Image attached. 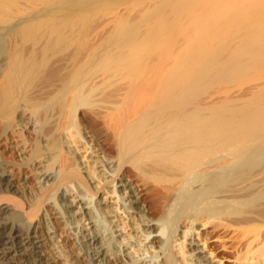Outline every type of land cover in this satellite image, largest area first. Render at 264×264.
<instances>
[{
    "label": "bare ground",
    "instance_id": "6f19581e",
    "mask_svg": "<svg viewBox=\"0 0 264 264\" xmlns=\"http://www.w3.org/2000/svg\"><path fill=\"white\" fill-rule=\"evenodd\" d=\"M246 1L0 0V155L18 158L0 156V264H54L52 235L65 264H264V85L237 108L199 97L264 62ZM198 3L223 22L152 62Z\"/></svg>",
    "mask_w": 264,
    "mask_h": 264
},
{
    "label": "rangeland",
    "instance_id": "374dc122",
    "mask_svg": "<svg viewBox=\"0 0 264 264\" xmlns=\"http://www.w3.org/2000/svg\"><path fill=\"white\" fill-rule=\"evenodd\" d=\"M249 1V3H252V5H253V2H250L251 0H248ZM248 1H246L245 3H246V5L245 4H243V7L245 6V8H243V9H247L249 6H251V4H249V3H247ZM217 3V2H216ZM259 3V2H258ZM257 3V4H258ZM221 3H217V5H218V9L220 10V5ZM256 4V3H255ZM262 4V5H261ZM216 5V4H215ZM196 7V8H195ZM195 7H193L194 8V10L192 9V11H188V12H185V13H183L179 18H178V23L177 24H175L174 25V28H173V31H172V34H170V35H168V36H171V38H173V40L175 41V44L174 45H172V44H170L172 47H171V49L169 48L170 46L168 45H165L167 48H169V49H166V47L165 46H162L161 45V48H164L165 47V49L166 50H168V52L166 51V54H167V57H166V59H164L163 57L165 56V49L163 50V49H161L164 53H163V55H162V51L161 50H156V51H154L152 54H151V57H150V60L152 61V62H155V63H157V62H165V63H172L171 61H173V57L172 56H174V54H178L179 52H181V51H183L184 49L183 48H185V46H187V42H188V40L190 39V37L192 38V36H196V35H194V34H197V32L196 31H198V32H203V30H202V28H201V25H204V26H211L212 24H214L212 21H214L215 22V20H217V23H218V21L220 20V21H222L223 22V20H222V18L219 16V18L217 17V15H222V13H220L219 12V10H217L218 11V13L219 14H217V11H216V7H215V9L213 8V10L211 11V10H208V8L206 7V6H204L203 5V3H198V5L197 6H195ZM203 7L205 8H207V10H205V9H203ZM259 7H261V9L259 8ZM253 9H255V7H252ZM257 8V10H259L260 9V11H259V15H258V11L257 10H255V11H253V9H251V7H250V10L248 9V10H243V11H245L246 13L249 11V12H252V13H257V15L259 16V18H257L256 19V21L258 22V21H260V20H262L263 19V22H264V17H263V12H264V0H262V3H260V6H257L256 7ZM216 11V13H214L213 11ZM209 11V12H208ZM257 11V12H256ZM115 12H124V13H126L127 12V6L126 5H118L117 7H116V11ZM115 12L113 11V12H110V11H105V12H100V13H98L96 16H94L93 17V22H92V24H93V29H94V31H95V33H97V35L99 36V35H104V36H106V32L110 29V27L113 25V20H114V18H115ZM212 12V13H211ZM251 13V14H252ZM262 13V14H261ZM229 14V13H228ZM227 14V15H228ZM226 15V17H228ZM250 14H248L247 13V18H250L251 19V17L249 16ZM253 15V14H252ZM251 15V16H252ZM256 15V16H257ZM225 16V15H224ZM231 15H229V17H230ZM253 16H255V15H253ZM252 16V18H254ZM255 16V17H256ZM257 16V17H258ZM216 18H218V19H216ZM209 22H211L212 24H208ZM222 22H219V23H222ZM225 22V21H224ZM203 27V26H202ZM214 30V32H218L216 29H212V30H209L210 32L211 31H213ZM219 31H221V30H219ZM235 31V30H234ZM233 31V32H234ZM195 32V33H194ZM191 34H193V35H191ZM239 37V36H238ZM172 58V59H171ZM164 61H163V60ZM260 63V62H259ZM264 62H262L260 65H259V67H263V68H259V67H257V66H255V67H257L256 69L258 70V72H257V70L255 71V70H253V71H255V72H257V73H255V72H252V73H250L249 75H248V73L247 74H245L244 76H246L245 78H243V76H242V78H240L241 80H239V78H237V81L236 80H234V81H232V80H230V81H228L229 83H227V82H224L225 84H222V85H219V84H212L211 85V87H208V88H206L203 92H201V96H199L202 100H204L205 101V103H211V102H217V100L220 102H226L227 100H237L236 101V103H233V107L232 108H234L235 106L234 105H236L237 107H239L240 105L237 103L238 101H240V103H242L241 102V99L240 98H242V99H247V95H249L248 94V92L250 93L251 91H253V89H255V88H257L259 85L260 86H263L264 85ZM248 75V76H247ZM261 81H260V80ZM239 80V81H238ZM252 80H253V82H255V83H253L252 82ZM256 80V81H255ZM259 80V81H258ZM263 81V82H262ZM257 82H259V83H257ZM262 82V83H261ZM262 85H261V84ZM114 85V84H113ZM113 85H111V86H113ZM253 86H255V88H253ZM111 88H114V86L113 87H110V89L109 90H113V89H111ZM211 88V89H210ZM251 88V89H250ZM209 91H208V90ZM251 91H250V90ZM248 91V92H247ZM207 92V93H206ZM246 93V94H245ZM212 95V96H211ZM208 96V97H207ZM231 96H232V98H231ZM235 96V97H234ZM242 96V97H241ZM244 96H245V98H244ZM217 97H219V98H222V99H220L219 100V98H217ZM228 99H227V98ZM206 98V99H205ZM223 98H224V100H223ZM234 98V99H233ZM237 98V99H236ZM239 98V99H238ZM213 99H216V100H213ZM207 100V101H206ZM210 100H211V102H210ZM213 100V101H212ZM246 101V100H245ZM244 100H243V103L245 102ZM218 103V102H217ZM239 105V106H238ZM237 107H235V108H237ZM69 144V143H68ZM66 144L68 147H72V145L71 144ZM73 149V148H72ZM14 152H12V151H9V152H7L6 154H3V155H0V156H2V158H4L6 161H12V162H15L18 158L16 157L17 155H15V154H13ZM78 156H79V158H81V161H86L87 160V157H88V154L86 155V154H84V152L82 151V152H78ZM6 157V158H5ZM7 158H8V160H7ZM12 158H14V159H12ZM83 158V159H82ZM84 159H86V160H84ZM14 160V161H13ZM89 160H91L90 158H89ZM84 171H86V170H84ZM101 171V169L98 171V172H100ZM18 178H19V176H18ZM17 179V178H16ZM93 180V179H92ZM98 179H96L95 180V178H94V180L92 181V183L93 182H95V181H97ZM108 191H112V189H108ZM74 196V192H71V197H73ZM103 196V195H102ZM103 197H105V199L106 200H108V202H106L107 203V205H109V207H111L110 209H119V206H117L118 204H116L117 203V199H116V195L114 194V195H108V196H106L105 194H104V196ZM74 198H71V200H73ZM78 201V199L77 200H75V202H77ZM76 212H78V210H76ZM120 213V214H119ZM119 213L118 214H113L112 216H116L114 219V221H116L117 223H116V225H118L119 227H120V229H122V231L119 233H117L116 235H126L127 237L129 236V228L128 229H126V230H124V222H127V219H126V215H124V213L122 212V210L121 211H119ZM79 219H81V217H79ZM120 229H118V230H120ZM42 231H45V229H43V227H42ZM45 234V236L47 237V235H46V231L44 232V233H42V235H44ZM44 236V237H45ZM48 236H49V234H48ZM54 235H52V240H48V244L46 245V250H47V255H48V257L49 256H51L52 257V259H53V261H54V264H65L64 263V260H63V258L61 257L62 255H61V252H60V250L57 252L54 248H53V244L55 243V240H56V242H59L60 243V245H63V243H61L62 242V238H60L59 236L57 237L56 236V239H54V237H53ZM132 237H134V239H132L131 241H127V243L129 242V248H132V249H134V250H136V249H138V248H135V247H133L134 246V243H136V242H138V240H140V242H143V240H144V237H142L141 236V234L139 233V234H137V231L132 235ZM142 240H141V239ZM127 239V238H126ZM137 240V241H136ZM71 241V242H70ZM69 242H70V244L69 245H71V247H72V239L70 240ZM52 245V246H51ZM49 248V249H48ZM143 247H141V254H143V253H145V255L143 256V257H148V259H150V257H153V254L152 253H149V252H143ZM133 251V250H132ZM53 255V256H52ZM140 254H137V256L138 257H140L139 256ZM60 259V260H59ZM147 259V260H148ZM61 261V262H60ZM26 262H27V264H34V262H33V260L32 259H30V258H27L26 259ZM84 264H86V263H84ZM145 264V263H144ZM152 264H159V260H153L152 261Z\"/></svg>",
    "mask_w": 264,
    "mask_h": 264
}]
</instances>
